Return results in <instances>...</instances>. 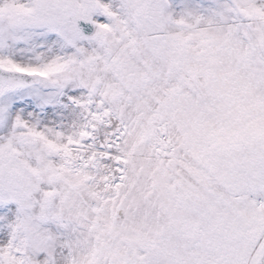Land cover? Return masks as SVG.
Instances as JSON below:
<instances>
[{"label": "snow or ice", "instance_id": "obj_1", "mask_svg": "<svg viewBox=\"0 0 264 264\" xmlns=\"http://www.w3.org/2000/svg\"><path fill=\"white\" fill-rule=\"evenodd\" d=\"M0 264H264V0H0Z\"/></svg>", "mask_w": 264, "mask_h": 264}]
</instances>
